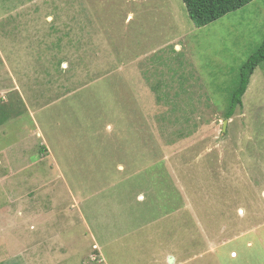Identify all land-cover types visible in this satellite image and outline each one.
Masks as SVG:
<instances>
[{
	"label": "rangeland",
	"instance_id": "rangeland-1",
	"mask_svg": "<svg viewBox=\"0 0 264 264\" xmlns=\"http://www.w3.org/2000/svg\"><path fill=\"white\" fill-rule=\"evenodd\" d=\"M264 0H0V263L264 264Z\"/></svg>",
	"mask_w": 264,
	"mask_h": 264
},
{
	"label": "trees",
	"instance_id": "trees-1",
	"mask_svg": "<svg viewBox=\"0 0 264 264\" xmlns=\"http://www.w3.org/2000/svg\"><path fill=\"white\" fill-rule=\"evenodd\" d=\"M187 8L190 19L196 27H205L220 20L227 14L244 8L254 0H182ZM264 63V40L242 65L237 83L231 93L230 105L224 112L228 121L238 109L243 108L245 96L253 74ZM2 264V263H0Z\"/></svg>",
	"mask_w": 264,
	"mask_h": 264
},
{
	"label": "water",
	"instance_id": "water-1",
	"mask_svg": "<svg viewBox=\"0 0 264 264\" xmlns=\"http://www.w3.org/2000/svg\"><path fill=\"white\" fill-rule=\"evenodd\" d=\"M227 122V120L224 122L223 133H225Z\"/></svg>",
	"mask_w": 264,
	"mask_h": 264
}]
</instances>
